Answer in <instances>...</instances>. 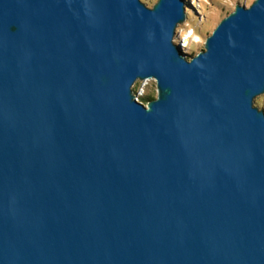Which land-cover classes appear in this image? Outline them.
<instances>
[{
    "label": "water",
    "instance_id": "obj_1",
    "mask_svg": "<svg viewBox=\"0 0 264 264\" xmlns=\"http://www.w3.org/2000/svg\"><path fill=\"white\" fill-rule=\"evenodd\" d=\"M186 19L0 0V264H264V0L193 55Z\"/></svg>",
    "mask_w": 264,
    "mask_h": 264
},
{
    "label": "rangeland",
    "instance_id": "obj_2",
    "mask_svg": "<svg viewBox=\"0 0 264 264\" xmlns=\"http://www.w3.org/2000/svg\"><path fill=\"white\" fill-rule=\"evenodd\" d=\"M153 7L158 0H142ZM255 0H185L187 20L177 28V41L183 44L185 52L197 54L205 49L206 38L213 33L220 21L230 14L238 3L250 6ZM134 89L141 97H157V81L150 78L137 81ZM142 99V98H140ZM147 103V101H145ZM255 105L264 109V94L255 99Z\"/></svg>",
    "mask_w": 264,
    "mask_h": 264
},
{
    "label": "bare ground",
    "instance_id": "obj_3",
    "mask_svg": "<svg viewBox=\"0 0 264 264\" xmlns=\"http://www.w3.org/2000/svg\"><path fill=\"white\" fill-rule=\"evenodd\" d=\"M185 12H186V10H185ZM186 15H187V13H186ZM187 20V19H186ZM180 25V24H179ZM179 27V26H178ZM178 31V30H177ZM177 35H178V32H177ZM176 38H178V36L177 37H175V40H177ZM182 46V49H184L183 48V44L181 45ZM184 51V50H183ZM189 53H191V52H189ZM193 55V54H192ZM151 78H155V77H151ZM148 79H150V78H148ZM145 80H147V79H145ZM145 80H141V81H145ZM155 80H156V78H155ZM139 81V80H138ZM137 82V81H136ZM136 82H135V84H136ZM135 84H134V86H133V90H134V93H135V98H136V100L137 101H139V102H143L142 101V99H140V98H142L141 97V93H139V92H137L135 89H134V87H135ZM144 104H147V103H145V102H143Z\"/></svg>",
    "mask_w": 264,
    "mask_h": 264
},
{
    "label": "trees",
    "instance_id": "obj_4",
    "mask_svg": "<svg viewBox=\"0 0 264 264\" xmlns=\"http://www.w3.org/2000/svg\"><path fill=\"white\" fill-rule=\"evenodd\" d=\"M153 98L154 97H151V96L142 97V101L145 102V101L153 99Z\"/></svg>",
    "mask_w": 264,
    "mask_h": 264
}]
</instances>
